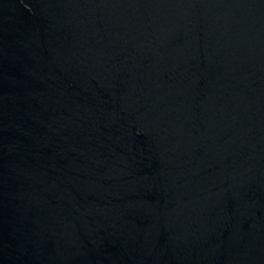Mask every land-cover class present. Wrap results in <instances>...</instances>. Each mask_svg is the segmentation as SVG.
I'll return each instance as SVG.
<instances>
[{
    "label": "water",
    "instance_id": "1",
    "mask_svg": "<svg viewBox=\"0 0 264 264\" xmlns=\"http://www.w3.org/2000/svg\"><path fill=\"white\" fill-rule=\"evenodd\" d=\"M0 264H264V0H0Z\"/></svg>",
    "mask_w": 264,
    "mask_h": 264
}]
</instances>
